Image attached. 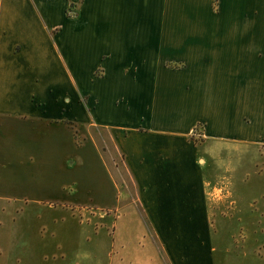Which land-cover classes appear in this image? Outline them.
<instances>
[{"label": "crops", "instance_id": "crops-1", "mask_svg": "<svg viewBox=\"0 0 264 264\" xmlns=\"http://www.w3.org/2000/svg\"><path fill=\"white\" fill-rule=\"evenodd\" d=\"M76 127L106 130L166 264H214L211 165L264 148V0H0V156Z\"/></svg>", "mask_w": 264, "mask_h": 264}, {"label": "rangeland", "instance_id": "rangeland-1", "mask_svg": "<svg viewBox=\"0 0 264 264\" xmlns=\"http://www.w3.org/2000/svg\"><path fill=\"white\" fill-rule=\"evenodd\" d=\"M74 130L75 147L69 137L25 156L10 147L17 173L4 154L8 147L1 148L0 264H130L121 256L142 252L137 238L153 252L152 264H166L150 242L155 228L140 224L128 204L121 158L108 151L106 130L94 143L85 127ZM227 149L211 165L207 229L214 264H264V148Z\"/></svg>", "mask_w": 264, "mask_h": 264}]
</instances>
